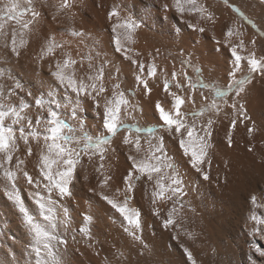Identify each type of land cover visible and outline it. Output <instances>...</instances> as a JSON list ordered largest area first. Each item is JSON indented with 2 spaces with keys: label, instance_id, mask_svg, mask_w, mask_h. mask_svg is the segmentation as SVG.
<instances>
[{
  "label": "bare ground",
  "instance_id": "1",
  "mask_svg": "<svg viewBox=\"0 0 264 264\" xmlns=\"http://www.w3.org/2000/svg\"><path fill=\"white\" fill-rule=\"evenodd\" d=\"M230 1L243 8L245 16L253 22L252 28L218 0H199L213 14L212 19H202L194 13L180 15L174 8V0H75L71 9L61 12L55 19L56 8L53 5L58 0H48L47 5L37 3L42 17L24 36L28 44L20 50L21 55L16 57L10 49L0 47V68L7 73L0 83L5 85L6 91H10L14 84L12 78L23 84V90H17V95L12 96L10 102L18 103L19 97H24L33 104L27 111L35 120L40 110L35 107L34 100L50 88L56 89L55 98L64 104H68L72 96L70 90L58 85L51 75L56 71V61L63 62L68 52L79 60L91 51L94 66L111 61L105 68V85L109 88L105 95L110 96L111 85L119 82L129 100L137 106L132 116L122 112L125 122L141 126L145 122L160 124L156 104L160 102L165 108H171L173 101L164 91V80H173L172 73L187 71L194 74L200 67L208 81L228 86L235 63L232 46L243 40L244 47L238 48L241 55L255 52L257 58H263L264 0ZM163 5H167V9ZM113 7L119 10V19L131 17L141 25L134 33L135 43L126 46L132 49L129 55L146 66L143 75L149 81L151 94L143 86H138V65L115 50L113 25L118 18L109 17ZM192 25L205 31H196ZM16 27L15 21L6 25L9 43L11 31ZM73 28L88 35L73 36L69 31ZM229 29L234 30L231 37L227 35ZM52 36L65 47L56 49L55 55L44 57L42 49L46 48ZM97 53L101 55L97 56ZM153 60L158 68L155 77L148 74ZM187 60L191 61V66L185 63ZM88 63L84 59L82 64L75 66L78 79H86L90 74ZM241 67L237 79L249 71L246 61ZM179 82L186 83V78L180 75ZM245 89L238 97L233 94L222 111L212 116L213 134L209 138L211 163L205 168L209 174L207 180L191 167L176 138L164 129L157 132V136L165 138L167 154L179 168L187 195L182 200L184 207L177 213V224L165 228L162 221L168 218L166 213L172 202L157 200L154 204V183L146 179L133 181L136 191L130 206L142 213L143 245L124 231L126 224L123 218L100 195L103 193L119 201L124 199V178L132 168L128 156L137 155L139 158L134 149L123 144L127 131L119 132L107 146L105 169L97 171L100 164L98 155L91 161L85 156L73 182V196L60 201L72 218L66 230L63 226L60 229L62 238L67 241L60 249L64 264H190L184 249L192 252L197 264H264V232L255 231L259 225L250 219L253 214L264 215V77L257 73ZM29 91L32 93L30 97L26 95ZM171 91L185 97L182 111H195L203 103H193L190 89L185 91L173 86ZM233 102L237 103V108L230 106ZM101 103H104L103 99ZM63 111L68 114L67 109ZM79 116L85 123L84 131L93 136L104 131L103 110L94 107L90 99L82 103ZM233 120L237 121L234 130L231 129ZM135 135L133 132V137ZM229 135L232 136L231 145L228 143ZM148 139L146 135L141 136L142 149L147 148ZM19 143L20 151L16 156L25 160L23 170L39 179L40 146L31 141L33 155L28 156L23 141ZM105 175L111 179L106 187H102ZM17 187L26 205L34 210L32 193L36 191L35 186L29 185L21 173ZM253 196L257 197L261 207L252 204ZM156 208L160 209L159 217L154 214ZM58 213L63 218L61 209ZM86 216H91L92 221H87ZM83 227H88L90 232H81ZM30 239L20 213L7 198L0 181V264H30L27 251ZM258 247L261 251H256ZM117 250L122 251L124 257H119Z\"/></svg>",
  "mask_w": 264,
  "mask_h": 264
},
{
  "label": "snow or ice",
  "instance_id": "2",
  "mask_svg": "<svg viewBox=\"0 0 264 264\" xmlns=\"http://www.w3.org/2000/svg\"><path fill=\"white\" fill-rule=\"evenodd\" d=\"M74 2L75 0H58L53 5L56 8L53 19L61 12L71 9ZM37 3L47 5L48 0H6V2L0 0V4H2L0 6V47L10 49L16 57L21 55L20 50L28 44V40L24 36L42 17L41 11L36 7ZM163 7L167 9L168 6L163 5ZM174 8L180 15L194 13L200 15L202 19H212L213 16L199 0H174ZM109 17L118 18V22L113 25L115 50L118 53L122 52L125 59L138 65L140 73L136 76L138 86H143L146 92L151 94L152 89L149 87V81L143 75L146 66L140 61L134 60L129 55L132 49L126 46L128 43H135L134 33L141 25L131 17L119 19L120 12L116 7L112 8ZM10 21H15L17 27L12 29L9 43L8 32L5 29ZM192 27L201 33L205 31L202 27L197 28L195 25ZM69 31L76 37L88 35L83 30L74 28ZM227 35L233 36L234 30L229 29ZM64 47V43H58L52 36L48 39L46 48L42 49V55L44 57L55 55L56 49ZM243 47V40L238 45L231 47L235 63L234 70L230 73L231 83L226 88L210 86L202 80L194 82L187 71L172 73L173 80L165 79L164 91L172 97L173 103L171 108H165L160 102H157L156 109L161 121L158 125L141 126L138 123L125 122L122 112L127 116H132L137 106L132 104L119 82L111 85L110 96L105 95L109 91L105 85V68L111 61L94 66L92 64L94 57L91 51L80 57L79 60L74 59L71 52H68L65 54L63 62L56 61V71L51 75L58 85H62L66 91L70 90L72 96L69 97V103L64 104L55 98L56 89L50 88L47 93L34 100L35 107L40 110L36 113L35 120L27 111L33 107V104L27 102L24 97H19L18 103L10 102L11 97L17 95V90H23V84L18 79L12 78L14 84L10 91H6L5 85L0 83V181L3 182L7 198L16 206L22 217L23 225L31 237L27 250L30 264H64L60 249L67 244V241L62 238L60 229L63 226L66 230L71 225L72 218L69 210L64 208L60 201L73 196V182L77 169L82 165L85 156L91 161L93 156L98 155L100 164L97 171L105 169L104 161L107 159L106 154L109 151L107 146L111 145L112 140L121 131L128 133L123 139V144L134 149L139 158L137 155L128 156L132 168L124 178L126 182L124 199L119 201L100 193L102 199L121 215L126 224L124 231L134 241L143 245L142 213L138 208L131 207L130 202L134 199L133 194L136 191L133 181L146 179L155 185L152 190L154 204L157 200L172 202L171 208L166 213L168 218L162 221L163 226L168 228L177 224V213L184 207L182 200L187 192L184 190V179L177 164L167 154L165 138L157 136V132L164 129L169 135L176 138L184 155L189 158L191 167L201 173L205 180L209 179L205 168L210 167L211 163L209 138L213 134L214 121L208 119L206 123L200 124L196 122V118L205 113L222 111L217 99H224L232 93H235L237 97L240 96L246 90L245 85L252 82L254 74L258 73L264 77V58H257L255 52L248 56L241 55L238 48ZM96 55L100 56L101 54L97 53ZM84 59L89 61L88 68L91 72L86 75V79H78L75 66L78 63L82 64ZM244 61L249 66L248 75L237 79V72L242 71L241 64ZM185 63L191 66L190 60ZM116 71L118 74L119 69ZM157 71V65L153 60L148 74L155 77ZM197 71L201 70L197 69ZM6 75L5 69L0 68V79ZM180 75L186 78V83L179 82ZM173 86L178 89L187 87L192 92H195L197 88L215 87L216 98L198 110L189 113L182 111L185 97L179 95L177 91H171ZM26 95L30 97L32 93L29 91ZM85 99H90L94 107L103 110L104 131L99 135L93 136L90 132L84 131L85 123L79 116V109ZM101 99L104 100L103 104ZM204 99L207 100V97ZM230 106L237 108V103L233 102ZM64 109L68 110L67 115H65ZM140 110L142 111V109ZM189 117L192 118L191 122ZM245 118H248L246 113ZM236 124L237 121L233 120L232 130L235 129ZM249 131H254V129H249ZM133 132L136 133L135 137H133ZM143 134H147L149 139L147 148L142 149L141 136ZM153 140L156 143H153ZM19 141H23L28 156L33 155L31 141L40 146L37 166L39 179H34L32 175L23 170L22 166L25 164V160L16 156L20 151ZM232 142V136L229 135L228 143L231 145ZM14 156L16 157L15 161ZM21 173L29 185L35 186L36 191L32 193L34 210L26 205L18 190L17 183ZM110 179V176L105 175L101 186L106 187ZM251 202L254 206L261 207L257 203V197L253 196ZM58 209L62 210L63 218L58 213ZM154 214L159 217L160 209H154ZM92 219L91 216H86L87 221L91 222ZM250 219L259 225L255 231L264 232V215L253 214ZM80 231L88 234L90 229L83 227ZM184 251L190 264H197L192 252L188 249H184ZM256 251H261V249L258 247ZM116 254L119 257H124L122 251L117 250Z\"/></svg>",
  "mask_w": 264,
  "mask_h": 264
},
{
  "label": "rangeland",
  "instance_id": "3",
  "mask_svg": "<svg viewBox=\"0 0 264 264\" xmlns=\"http://www.w3.org/2000/svg\"><path fill=\"white\" fill-rule=\"evenodd\" d=\"M220 2H222L229 10L230 12H232V14L237 17V18H241L243 20H245V22L248 24L249 28H252V20L248 19L246 16H245V13H243L244 11L242 10L243 8H241L240 5H237V3H233L231 2L230 0H218ZM264 58V56H263ZM188 68V67H187ZM197 69H200V67H197L196 70H195V73L194 74H188L189 76H191L193 78V81L194 82H197V81H200L202 80L203 82L209 84L210 86L211 85H215L216 87H220V88H226L227 86H223L221 85L219 82H210L206 79L205 76H203V73H202V70L200 72L197 71ZM198 72V73H197ZM248 75V71H246L244 73V75H242L240 78H243L244 76H247ZM255 75H253V79L255 78ZM239 78V79H240ZM252 79V80H253ZM214 83V84H212ZM185 91H187V87L183 88ZM215 87H209V88H197L195 90V92H193V97H192V101L194 104H196L197 102H203L201 104V106L203 107L205 104H208L210 103L215 97ZM200 95H199V94ZM235 94V93H232L231 95L225 97L224 99H217V103L220 105V107L222 108L223 106H225L226 104H228L227 102L229 101V99L231 98V96ZM210 96V97H209ZM204 97H207V100L204 99ZM201 99V100H200ZM199 100V101H198ZM224 104V105H223ZM201 106H199L196 110H198L199 108H201ZM195 110V111H196ZM186 111V110H184ZM186 112H193V111H186ZM219 113V112H218ZM217 112H210V113H205L203 116H200V117H197L196 118V122L197 123H200V124H204L206 123V121L208 119H212L214 120V118H212V116H216L218 114ZM214 114V115H213ZM189 121L191 122L192 121V118L189 117ZM150 124H148L147 122H145L144 124H142V126H150V125H158L157 123H151L149 122ZM143 135H146L147 134H143Z\"/></svg>",
  "mask_w": 264,
  "mask_h": 264
}]
</instances>
